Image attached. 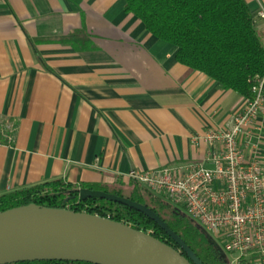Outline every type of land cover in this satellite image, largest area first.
<instances>
[{
  "label": "crops",
  "instance_id": "1",
  "mask_svg": "<svg viewBox=\"0 0 264 264\" xmlns=\"http://www.w3.org/2000/svg\"><path fill=\"white\" fill-rule=\"evenodd\" d=\"M245 1L264 47V0ZM77 31L90 50L53 41ZM176 53L125 12V0H0V196L54 180L123 187L135 183L132 170L221 151L191 138L225 128L246 98ZM261 150L264 174V140ZM247 263L264 264V248Z\"/></svg>",
  "mask_w": 264,
  "mask_h": 264
},
{
  "label": "trees",
  "instance_id": "2",
  "mask_svg": "<svg viewBox=\"0 0 264 264\" xmlns=\"http://www.w3.org/2000/svg\"><path fill=\"white\" fill-rule=\"evenodd\" d=\"M125 12L136 16L151 35L174 45L177 48L178 63L218 82L223 90H232L245 98L251 97L254 79L264 71V47L245 0H125ZM53 41L72 45L78 50L87 51L91 48V41L82 31L71 32L54 38ZM81 189L97 188L54 180L10 192L0 196V213L31 204L55 209L69 206L73 211L109 217L133 229L149 233L187 257L152 216L99 198L81 201ZM135 189L134 197L129 200L145 206L160 218L202 264H229L219 249L182 212L136 183ZM144 194L149 197L150 203L146 202ZM13 264L89 263L51 260Z\"/></svg>",
  "mask_w": 264,
  "mask_h": 264
},
{
  "label": "built area",
  "instance_id": "3",
  "mask_svg": "<svg viewBox=\"0 0 264 264\" xmlns=\"http://www.w3.org/2000/svg\"><path fill=\"white\" fill-rule=\"evenodd\" d=\"M251 92L243 110L225 128L191 138L194 145L220 144L221 151L197 164L132 170L126 175L182 212L229 264H248L250 254L264 248V129L258 124V118L264 116V71L254 79ZM2 128L8 131L6 136L11 141L14 125L7 121ZM65 209L73 211L69 206Z\"/></svg>",
  "mask_w": 264,
  "mask_h": 264
},
{
  "label": "water",
  "instance_id": "4",
  "mask_svg": "<svg viewBox=\"0 0 264 264\" xmlns=\"http://www.w3.org/2000/svg\"><path fill=\"white\" fill-rule=\"evenodd\" d=\"M80 200L99 198L152 216L185 252L120 222L85 212L34 204L0 213V264L66 261L89 264H202L148 208L117 195L81 189Z\"/></svg>",
  "mask_w": 264,
  "mask_h": 264
},
{
  "label": "rangeland",
  "instance_id": "5",
  "mask_svg": "<svg viewBox=\"0 0 264 264\" xmlns=\"http://www.w3.org/2000/svg\"><path fill=\"white\" fill-rule=\"evenodd\" d=\"M134 190L135 189V183L133 184H130V185H126V186H123V187H117V188H114V187H100V188H97L96 191H100V192H106V193H109V194H112V195H115V194H118L120 197L124 198V199H129L130 197H134ZM145 197V200L147 203H150V199L149 197H147V195L144 194Z\"/></svg>",
  "mask_w": 264,
  "mask_h": 264
}]
</instances>
